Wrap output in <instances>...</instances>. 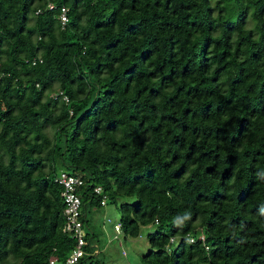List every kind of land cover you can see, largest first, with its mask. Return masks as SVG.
Segmentation results:
<instances>
[{"label": "trees", "instance_id": "trees-1", "mask_svg": "<svg viewBox=\"0 0 264 264\" xmlns=\"http://www.w3.org/2000/svg\"><path fill=\"white\" fill-rule=\"evenodd\" d=\"M51 1L0 0V264L73 248L60 170L144 264H264V0Z\"/></svg>", "mask_w": 264, "mask_h": 264}, {"label": "rangeland", "instance_id": "rangeland-1", "mask_svg": "<svg viewBox=\"0 0 264 264\" xmlns=\"http://www.w3.org/2000/svg\"><path fill=\"white\" fill-rule=\"evenodd\" d=\"M48 95H52V91H48ZM48 132L51 133L52 130L49 129ZM135 201L136 198L133 196L119 197L116 203L107 200L104 205L87 206L85 224L88 236L95 249L94 254L97 253L104 264H144L142 258L151 249L146 235L154 226L150 224L141 227L139 236L135 238L124 237L121 230L116 231L113 227L119 222L118 206Z\"/></svg>", "mask_w": 264, "mask_h": 264}, {"label": "built area", "instance_id": "built-area-1", "mask_svg": "<svg viewBox=\"0 0 264 264\" xmlns=\"http://www.w3.org/2000/svg\"><path fill=\"white\" fill-rule=\"evenodd\" d=\"M46 6L48 9H54L55 4L51 0H46ZM41 11L37 10V13ZM61 27H65L68 23V8L65 6L60 7V12L57 17ZM35 63V60L33 61ZM62 95V93H59ZM62 99L67 103L68 98L62 95ZM54 182L60 185L62 189V197L64 201L63 216L67 223V230L71 237L74 239L75 244L71 251L67 254L64 260H59L57 257H50L47 264H77L79 259L86 255L85 246H92L90 239H88L87 226L82 219V195H87L90 199L96 196L102 195L100 205L106 203V194L103 193V188L99 185L93 186L91 182L83 177L80 173H70L65 170H60L54 177ZM92 187V188H90ZM109 221V220H108ZM157 223V222H156ZM114 229L120 231V223L114 224ZM189 235H186L188 237ZM191 242L195 238L190 237ZM198 239L204 241V235L200 234ZM178 240L177 237L171 236L168 240L167 249ZM125 254V253H123Z\"/></svg>", "mask_w": 264, "mask_h": 264}, {"label": "bare ground", "instance_id": "bare-ground-1", "mask_svg": "<svg viewBox=\"0 0 264 264\" xmlns=\"http://www.w3.org/2000/svg\"><path fill=\"white\" fill-rule=\"evenodd\" d=\"M119 223V222H118ZM89 229V228H88ZM92 234V233H91Z\"/></svg>", "mask_w": 264, "mask_h": 264}]
</instances>
